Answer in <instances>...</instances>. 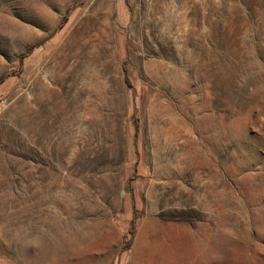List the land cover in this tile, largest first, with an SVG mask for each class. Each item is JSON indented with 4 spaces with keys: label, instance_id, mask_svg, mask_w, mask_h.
I'll use <instances>...</instances> for the list:
<instances>
[{
    "label": "rangeland",
    "instance_id": "374dc122",
    "mask_svg": "<svg viewBox=\"0 0 264 264\" xmlns=\"http://www.w3.org/2000/svg\"><path fill=\"white\" fill-rule=\"evenodd\" d=\"M0 264H264V0H0Z\"/></svg>",
    "mask_w": 264,
    "mask_h": 264
}]
</instances>
